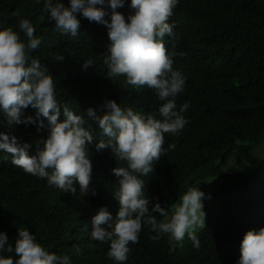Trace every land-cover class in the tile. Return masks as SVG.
Here are the masks:
<instances>
[{"label":"trees","instance_id":"obj_1","mask_svg":"<svg viewBox=\"0 0 264 264\" xmlns=\"http://www.w3.org/2000/svg\"><path fill=\"white\" fill-rule=\"evenodd\" d=\"M116 10L125 18L132 11L128 0ZM172 11L168 22H174L178 39L165 36L164 44L167 52L176 53L173 68L185 77L176 104L189 102L183 113L187 123L177 135L164 133L165 151L153 162V171L141 177L145 196L150 210L154 203L168 209L199 182L217 185L209 189L217 202L204 210L205 227L196 232L199 248L152 243L150 250L142 226L141 241L127 264H155L151 259L156 264H235L243 234L264 227V0H178ZM25 18L41 40L29 56L54 78L58 119L66 105L84 115L85 127L98 126L85 110L91 107L102 115L108 99L162 119L158 108L163 101L151 88L128 85L123 75H107L106 26L80 18L78 35L72 37L55 29L43 0H0V28L11 27L24 40L18 22ZM84 61L92 64L83 68ZM23 113L36 119L31 106ZM0 132L29 143L33 154L47 136V128L37 130L35 124L9 128L2 112ZM261 146L263 153L254 154ZM106 152L94 153L89 191L80 196L77 182L75 195L64 194L13 165L11 155L0 150V230L9 241L14 243L17 229L25 227L47 251L69 255L72 264H114L107 256L110 244L90 239L93 210L108 203L113 218L118 210L113 197L118 178L111 170L125 165ZM229 160L237 165L230 171L225 166ZM5 255L15 259L14 253Z\"/></svg>","mask_w":264,"mask_h":264},{"label":"clouds","instance_id":"obj_2","mask_svg":"<svg viewBox=\"0 0 264 264\" xmlns=\"http://www.w3.org/2000/svg\"><path fill=\"white\" fill-rule=\"evenodd\" d=\"M177 3L178 0H128L132 11L125 18L116 10L124 6L125 0H67V4L63 0H43L49 21L54 22L61 34L76 37L80 18L106 26L110 40L104 55L107 75H123L128 85L151 88L163 101L158 108L162 119L134 111L133 107L122 108L110 99L105 100L106 111L102 115H97L91 107L85 110L98 126L85 127L84 115L66 105H63V118L58 119L61 108L54 78L39 59L29 56L41 44L34 35L33 24L26 18L19 20L18 28L24 40L11 27L0 28V112L9 128L21 123L35 124L37 130L47 128V136L42 139V146L36 144L34 154L29 151V143L0 132V150L11 155V163L45 179L49 187L64 194L75 195L74 182H77L79 194L84 196L89 191L94 153L107 151L104 154L110 160L124 162L125 166L111 170L118 178L113 191L118 203L115 218L108 211V203H104L93 210L90 220V239L110 244L106 248L107 256L114 264H127L133 258L134 248L141 241L138 236L142 226L148 233L150 250L152 243H166L172 249L199 248L196 232L205 227L203 198L210 195L206 197L199 189V182L187 187L168 209L154 203L150 210L145 180L141 178L153 171V162L165 151L164 133L177 135L187 123L183 113L189 102L179 107L176 104L185 77L173 68L176 53L167 52L164 44L165 36L178 39L173 31L174 22H168ZM91 64L84 61L82 67ZM29 106L36 110L35 120L23 113ZM174 147L168 145L169 149ZM5 253H14L15 259ZM148 260L145 258L143 262ZM151 261L156 264V260ZM0 264H72V261L67 254L47 251L36 241L34 233L23 227L17 229L14 243L0 230ZM235 264H264V227L243 234Z\"/></svg>","mask_w":264,"mask_h":264},{"label":"rangeland","instance_id":"obj_3","mask_svg":"<svg viewBox=\"0 0 264 264\" xmlns=\"http://www.w3.org/2000/svg\"><path fill=\"white\" fill-rule=\"evenodd\" d=\"M262 153H263V146L258 147L257 150L254 151V154L261 155ZM225 166L230 171L232 169H235L237 165L232 160H229L226 162ZM198 187L201 191H203L206 194V197L210 195V198H203V210H205L207 207L209 208L210 206H214L217 201L216 199L213 198L212 191H209V189H215L217 185L210 187L208 183H204L202 185H198Z\"/></svg>","mask_w":264,"mask_h":264}]
</instances>
